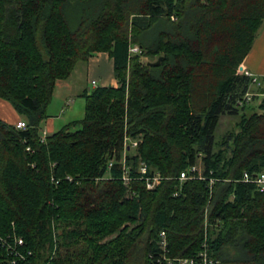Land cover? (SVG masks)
I'll return each mask as SVG.
<instances>
[{
    "label": "trees",
    "instance_id": "16d2710c",
    "mask_svg": "<svg viewBox=\"0 0 264 264\" xmlns=\"http://www.w3.org/2000/svg\"><path fill=\"white\" fill-rule=\"evenodd\" d=\"M263 22L264 0H0V98L27 124L0 119V236L32 264H155L160 231L190 256L206 217L214 264H264V191L242 181L264 172V78L235 106ZM97 52L117 85L85 91L83 117L43 140L56 81Z\"/></svg>",
    "mask_w": 264,
    "mask_h": 264
},
{
    "label": "built area",
    "instance_id": "2783aa9c",
    "mask_svg": "<svg viewBox=\"0 0 264 264\" xmlns=\"http://www.w3.org/2000/svg\"><path fill=\"white\" fill-rule=\"evenodd\" d=\"M139 47L137 45H133L129 47V52H138ZM243 73L250 78L251 84H255L256 87L260 85V81L258 76L251 73L247 69H243ZM91 86H96V81L91 80L90 81ZM257 92L251 91L250 88L245 94L237 99L235 106L240 108L244 105H248L252 97ZM16 129H26L27 124L24 120H18L14 124ZM46 133L43 132L41 138L44 140ZM137 141H132V146H136ZM30 148H27L29 150ZM140 173L144 174L146 173V166L141 163L140 165ZM192 172L197 171L198 172V178H201V171L198 169L197 165L192 166L190 169ZM191 177H196V175H189L187 172L183 171L180 173V176L178 177L180 181H183L185 179H189ZM125 184L128 182V177H123ZM161 181V177L159 174H154L152 177H145V185L146 188L152 189L154 188L159 182ZM213 178L209 179V185L213 183ZM242 181L248 182V183H254L258 189V191H264V172H259L256 174H249L248 172L243 173ZM178 192H175V195H177ZM209 226L210 224L207 221V218L205 217L204 220V230H203V240L200 245L199 250L190 256H172L169 254V248H168V241L166 238L165 231H160L158 234V241L156 243L158 252L156 255H149V259L151 260V263L155 264H214L212 257L209 254L210 248H209ZM23 239L21 237L17 236H10L2 237L0 236V249H4L5 257L3 260L7 264H32L29 260V257L31 256V252L29 250L24 251L22 250L23 247Z\"/></svg>",
    "mask_w": 264,
    "mask_h": 264
},
{
    "label": "crops",
    "instance_id": "0c3cea01",
    "mask_svg": "<svg viewBox=\"0 0 264 264\" xmlns=\"http://www.w3.org/2000/svg\"><path fill=\"white\" fill-rule=\"evenodd\" d=\"M79 64H81L80 69H83L84 77H87L88 82H90L91 80H95L96 86L117 85L112 73V60L106 53L97 52L93 56H91V58H89L87 62H79ZM243 69H247L251 73L258 76V78L260 77V81L262 78H264V22L252 44L249 53L243 61ZM79 83L80 80L73 77V71L67 79L57 80L54 89L55 99L63 100L65 103L64 105L69 106L68 109L71 108L70 103L74 102L73 98L75 96H82L85 91L92 89L91 85L90 88H87V86L85 88L79 86L76 91L75 88ZM56 118L52 114L48 115V117L43 121L44 128L40 126V129H52L54 119ZM0 119L12 125H14L18 120H24L23 117L14 110L9 102L1 98ZM43 132H45V130Z\"/></svg>",
    "mask_w": 264,
    "mask_h": 264
},
{
    "label": "rangeland",
    "instance_id": "374dc122",
    "mask_svg": "<svg viewBox=\"0 0 264 264\" xmlns=\"http://www.w3.org/2000/svg\"><path fill=\"white\" fill-rule=\"evenodd\" d=\"M89 58H91V57H89ZM142 61H145V59L143 58ZM80 66H81V64L78 63L73 70V77H75V79L80 80V83L75 88L76 91L79 88V86L80 87L82 86V88H85L86 86H87V88L91 87L90 86L91 83L87 81V77H84L83 69H80ZM259 79H260V77H259ZM256 88L257 87L255 86V84H250V90L251 91L256 92L257 91ZM73 99H74V102L70 103L71 108L68 109L69 106L64 105L65 103L63 100L55 99L54 92H53L52 99H51L49 106L47 108V114L48 115L52 114L53 116H55V118L56 117H58V118L54 119L52 129H49V130L44 129L46 134L47 133L51 134V133L59 130L64 124H67V123L74 121V120H79L83 117L84 104H85L84 97L81 95H77ZM236 119H237L236 116H233V115H230L227 113L222 114L220 116L219 123H218V125L215 129V132H214L215 141L219 140L222 137V135L228 129L232 128L233 123H234V121H236ZM41 127L44 128V122L41 124ZM44 130L40 129L41 136H42ZM213 149H216V147L214 146ZM130 151L133 152L132 150H130ZM197 167L200 171L202 170V163H201L200 159L197 160ZM112 236H109L105 239H108Z\"/></svg>",
    "mask_w": 264,
    "mask_h": 264
},
{
    "label": "water",
    "instance_id": "95a60500",
    "mask_svg": "<svg viewBox=\"0 0 264 264\" xmlns=\"http://www.w3.org/2000/svg\"><path fill=\"white\" fill-rule=\"evenodd\" d=\"M158 62H159V59L156 62H149L148 64H157ZM108 86H111V85H108ZM0 264L2 263L0 262Z\"/></svg>",
    "mask_w": 264,
    "mask_h": 264
}]
</instances>
